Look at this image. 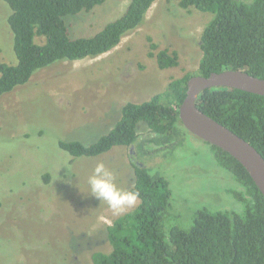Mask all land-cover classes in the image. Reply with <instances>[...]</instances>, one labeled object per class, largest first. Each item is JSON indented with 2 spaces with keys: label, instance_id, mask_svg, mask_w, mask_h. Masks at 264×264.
Here are the masks:
<instances>
[{
  "label": "rangeland",
  "instance_id": "rangeland-1",
  "mask_svg": "<svg viewBox=\"0 0 264 264\" xmlns=\"http://www.w3.org/2000/svg\"><path fill=\"white\" fill-rule=\"evenodd\" d=\"M130 2L106 0L90 12L67 16L71 37L94 36L121 17ZM10 14L0 0L1 60L14 65ZM213 17L158 0L142 27L112 51L43 69L28 84L0 97V264H94L93 253L112 251L108 227L139 200L134 208L113 215L87 194V180L103 162L119 187H133L130 151L114 147L96 158H75L59 142L90 145L116 126L126 104L148 101L171 81L197 74L201 37ZM149 38L157 50H151ZM164 49L178 54L177 67H159L156 56ZM137 132L143 141L139 151L134 148L138 162L165 178L172 191L167 232L175 226L190 228L201 209L243 211L232 195L233 178L209 143L188 131L180 148H159L148 144L151 134L145 123Z\"/></svg>",
  "mask_w": 264,
  "mask_h": 264
},
{
  "label": "trees",
  "instance_id": "trees-1",
  "mask_svg": "<svg viewBox=\"0 0 264 264\" xmlns=\"http://www.w3.org/2000/svg\"><path fill=\"white\" fill-rule=\"evenodd\" d=\"M11 10L8 25L13 33L17 63L1 60L0 97L28 84L43 69L63 62L97 58L120 45L140 27L158 0H131L118 19L91 37L72 38L65 18L90 12L106 0H1ZM183 9L211 13L214 17L201 37L202 59L197 74L171 81L166 89L140 104L128 103L116 126L96 142H59L75 158H96L114 147H143L137 127L149 128V145L181 147L187 129L179 117L193 76L209 77L225 70H240L264 79V0H171ZM151 50L158 47L149 38ZM153 53H151L152 55ZM159 67L179 65L176 52L157 54ZM198 108L249 142L264 157V96L232 88L203 91ZM220 166L229 172L236 189L232 195L243 206L241 213L198 210L188 229L166 231L172 206L169 182L133 164L139 204L108 227L110 253L95 252L94 264H264V196L246 169L229 153L212 146ZM48 179V177H45ZM1 206V203H0Z\"/></svg>",
  "mask_w": 264,
  "mask_h": 264
},
{
  "label": "water",
  "instance_id": "water-1",
  "mask_svg": "<svg viewBox=\"0 0 264 264\" xmlns=\"http://www.w3.org/2000/svg\"><path fill=\"white\" fill-rule=\"evenodd\" d=\"M225 87L264 96V79L244 71L225 70L212 73L209 77L193 76L187 83L186 98L179 108L180 120L191 134L234 157L264 196V157L249 142L206 115L197 106L203 91Z\"/></svg>",
  "mask_w": 264,
  "mask_h": 264
},
{
  "label": "clouds",
  "instance_id": "clouds-1",
  "mask_svg": "<svg viewBox=\"0 0 264 264\" xmlns=\"http://www.w3.org/2000/svg\"><path fill=\"white\" fill-rule=\"evenodd\" d=\"M87 186V194L98 200L100 204H106L113 215H121L134 208L139 200V192L126 190L117 185L114 172L103 162L96 164L87 180ZM99 219L103 220V217Z\"/></svg>",
  "mask_w": 264,
  "mask_h": 264
},
{
  "label": "flooded vegetation",
  "instance_id": "flooded-vegetation-1",
  "mask_svg": "<svg viewBox=\"0 0 264 264\" xmlns=\"http://www.w3.org/2000/svg\"><path fill=\"white\" fill-rule=\"evenodd\" d=\"M166 148H168V147H166ZM128 149L130 151V155H131V158H132L131 160L133 161V164H136L138 166H143V165L140 164V162H138V158H136V156L134 154V147L133 148H128ZM143 167H145V166H143Z\"/></svg>",
  "mask_w": 264,
  "mask_h": 264
}]
</instances>
